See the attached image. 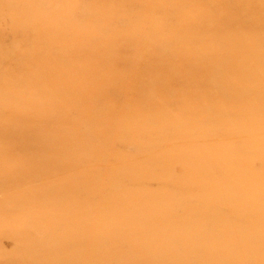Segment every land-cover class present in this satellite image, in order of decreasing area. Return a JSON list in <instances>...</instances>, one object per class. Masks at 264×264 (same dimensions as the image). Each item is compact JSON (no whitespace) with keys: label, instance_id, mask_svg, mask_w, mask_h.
<instances>
[{"label":"rangeland","instance_id":"rangeland-1","mask_svg":"<svg viewBox=\"0 0 264 264\" xmlns=\"http://www.w3.org/2000/svg\"><path fill=\"white\" fill-rule=\"evenodd\" d=\"M0 264H264V0H0Z\"/></svg>","mask_w":264,"mask_h":264}]
</instances>
